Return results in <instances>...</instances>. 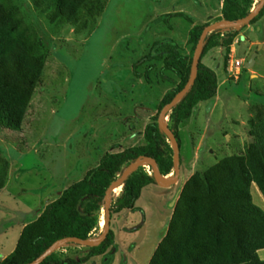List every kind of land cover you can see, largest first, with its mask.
I'll return each instance as SVG.
<instances>
[{"label": "rangeland", "instance_id": "rangeland-1", "mask_svg": "<svg viewBox=\"0 0 264 264\" xmlns=\"http://www.w3.org/2000/svg\"><path fill=\"white\" fill-rule=\"evenodd\" d=\"M221 1L108 0L92 33L75 35L71 27L57 33L30 0H21V13L37 29L47 56L41 87L31 98L21 128H0V154L9 160L7 181L0 190V259L13 249L21 225L32 213L38 214L42 199L80 179L104 152L143 141V127L169 86L160 78L161 62L147 75L149 62L137 65L141 77L133 74V64L157 39L171 38L187 51L189 28L194 23H214ZM181 11L192 18L191 23L181 16H171L167 22L154 20L163 13ZM122 39L128 40L126 47L132 53L118 51ZM253 53V64L245 67ZM201 61L215 71L217 93L211 101L198 103L180 128L176 182L145 186L135 202L141 210L112 214L109 228L117 250L110 264H118L123 256L125 264H148L165 232L172 213L170 203L180 185L195 170L241 152L243 142L250 139L247 121L253 115L252 104L264 103V14L238 30L227 56L223 47H214ZM228 67L239 71L237 78L229 74ZM166 176L171 178L174 173ZM118 192L116 188L113 193ZM250 193L264 210V196L255 184ZM23 212L26 217L21 216ZM103 226L101 210L90 239L98 238ZM55 251L59 257L78 259L88 247L68 242ZM258 255L264 259V249ZM82 264H101L100 256Z\"/></svg>", "mask_w": 264, "mask_h": 264}, {"label": "trees", "instance_id": "trees-1", "mask_svg": "<svg viewBox=\"0 0 264 264\" xmlns=\"http://www.w3.org/2000/svg\"><path fill=\"white\" fill-rule=\"evenodd\" d=\"M39 13L58 33L71 27L73 34L89 35L97 27L108 0H30ZM258 2V1H257ZM21 0H0V128L18 131L31 98L42 84L46 61L44 42L33 23L21 13ZM253 0H222L221 19L235 21L251 10ZM264 14V5L249 23ZM171 16L192 18L181 12L163 13L154 20L167 22ZM208 22L194 23L188 30L187 51L171 38L155 40L148 51L133 64V74L141 77L136 66L149 62L145 74L161 62V80L169 86L161 96L157 111L144 125L142 142L120 151L104 152L98 162L83 176L57 193L42 199L38 215L21 228L13 249L0 264H26L39 257L54 241L64 237L89 239L97 229L104 193L109 184L139 157L152 158L160 174L173 172L172 148L167 135L157 123L162 107L186 84L192 54L202 29ZM215 29L204 36L196 76L184 95L167 112V127L180 148V128L190 119L194 107L211 101L217 93V75L202 57L214 47H223L227 56L238 30ZM122 39L120 53L130 54ZM50 53V52H49ZM51 54V53H50ZM226 59V57H225ZM153 61V62H150ZM170 73L166 74L165 72ZM248 119L249 140L239 153L223 156L204 170H195L180 185L172 205V213L148 264H264L258 251L264 249V210L252 200L254 183L264 196V103H253ZM179 164L180 154H178ZM9 160L0 154V190L7 181ZM143 166L130 172L117 195L110 194L109 217L126 209L141 210L135 205L145 186L156 184L152 173ZM49 199V200H48ZM110 220V219H109ZM115 234L108 228L103 240L78 259L59 257L56 251L39 264H82L100 256L101 264H110L117 245ZM68 243V242H67ZM118 264H125L124 256Z\"/></svg>", "mask_w": 264, "mask_h": 264}, {"label": "water", "instance_id": "water-1", "mask_svg": "<svg viewBox=\"0 0 264 264\" xmlns=\"http://www.w3.org/2000/svg\"><path fill=\"white\" fill-rule=\"evenodd\" d=\"M264 5V0H259L257 4L255 5L254 8L250 10V12L243 18L235 20V21H230V20H224L221 19L219 21H215L214 23L206 25L199 36V39L195 45V48L193 50L192 54V61H191V69H190V75L189 78L184 85V87L171 99V101L167 104H165L162 109L158 113L157 117V123L159 124V127L162 129V131L167 135L170 143H171V148H172V162H173V169H174V176L172 178H165L162 176L158 170L156 162L150 158V157H139L137 158L134 162L130 163L120 174L118 178H116L114 181H112L109 186L107 187L105 193H104V229L102 233L99 235L98 238L95 240L92 239H80L77 237H64L61 239H58L54 241L47 249L36 259L33 261L26 263V264H39L46 256L54 252L57 248H59L61 245L67 243V242H74L78 243L81 245L85 246H95L98 245L103 238L105 237V234L109 228V203H110V193L113 191L115 188L120 186V184L123 182V180L126 178V176L137 169L138 166H143L145 164H148L152 167L153 169V175L155 180L164 185V186H170L173 184L178 176L179 173V163H178V144L176 142V139L173 135V133L170 131V129L167 127V123L165 121V115L167 112L170 110V108L184 95L192 81L194 80L196 76V71H197V63L199 59V54L202 46V42L204 39V36L207 32L215 29H225L228 30L230 28H239L241 25L247 24L252 18H254L262 6ZM255 60V54L253 53L249 60L246 62L245 67H250ZM170 205H173V202L170 203Z\"/></svg>", "mask_w": 264, "mask_h": 264}, {"label": "clouds", "instance_id": "clouds-1", "mask_svg": "<svg viewBox=\"0 0 264 264\" xmlns=\"http://www.w3.org/2000/svg\"><path fill=\"white\" fill-rule=\"evenodd\" d=\"M259 1V0H258ZM256 4H257V1L255 2ZM233 29V28H232ZM222 30V29H221ZM229 30V29H228ZM226 31V30H225ZM234 41V40H233ZM233 43V42H232ZM239 74V73H238ZM165 116H167V115H165ZM166 118V123H167V120H168V117H165ZM170 146H171V143H170ZM179 149V148H178ZM178 154H179V152H178ZM178 163H179V160H178ZM148 166V170L147 169H145V167L144 166ZM145 165H143V167H144V169L147 171V173L148 174H151V170H150V165H148V164H145ZM180 165V164H179ZM152 168V167H151ZM152 173H153V169H152ZM173 173H174V169H173ZM168 174H172V172H170V173H168ZM168 174H166V175H168ZM179 174V173H178ZM162 175V174H161ZM166 175H162V176H164L165 178H167V176ZM178 177V176H177ZM172 178V177H171ZM177 180V179H176ZM176 182V181H175ZM174 182V183H175ZM156 183H157V181H156ZM173 183V184H174ZM254 184V183H253ZM172 185V184H171ZM117 188H119V191L121 190V185L120 186H118ZM116 189V188H115ZM115 189L113 190V191H111V192H114L115 191ZM111 194V193H110ZM104 211V210H103Z\"/></svg>", "mask_w": 264, "mask_h": 264}, {"label": "built area", "instance_id": "built-area-1", "mask_svg": "<svg viewBox=\"0 0 264 264\" xmlns=\"http://www.w3.org/2000/svg\"><path fill=\"white\" fill-rule=\"evenodd\" d=\"M236 62H237V61H236ZM228 72H229V74L232 75L234 78H237V77H238L237 74L239 73V71H237V70L233 71V70H232V67H228Z\"/></svg>", "mask_w": 264, "mask_h": 264}, {"label": "crops", "instance_id": "crops-1", "mask_svg": "<svg viewBox=\"0 0 264 264\" xmlns=\"http://www.w3.org/2000/svg\"><path fill=\"white\" fill-rule=\"evenodd\" d=\"M0 195H1V194H0ZM54 195H55V194H54ZM38 213H39V212H38ZM21 214H22V213H21ZM23 214H24V215H21V216H23V217H26V216H27V215H26V214H27L26 212H23ZM34 215H35V213H32V214H31V216H30V220L33 219V217L35 218L38 214H36L35 216H34ZM23 225H24V223L21 225V228H22ZM7 253H8V252H7ZM3 257H4V255H2L1 259H2Z\"/></svg>", "mask_w": 264, "mask_h": 264}, {"label": "bare ground", "instance_id": "bare-ground-1", "mask_svg": "<svg viewBox=\"0 0 264 264\" xmlns=\"http://www.w3.org/2000/svg\"><path fill=\"white\" fill-rule=\"evenodd\" d=\"M104 227V226H103Z\"/></svg>", "mask_w": 264, "mask_h": 264}]
</instances>
